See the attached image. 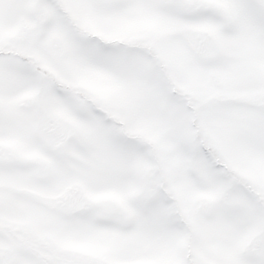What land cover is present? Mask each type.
I'll return each mask as SVG.
<instances>
[{
	"label": "snow or ice",
	"instance_id": "snow-or-ice-1",
	"mask_svg": "<svg viewBox=\"0 0 264 264\" xmlns=\"http://www.w3.org/2000/svg\"><path fill=\"white\" fill-rule=\"evenodd\" d=\"M0 264H264V0H0Z\"/></svg>",
	"mask_w": 264,
	"mask_h": 264
}]
</instances>
